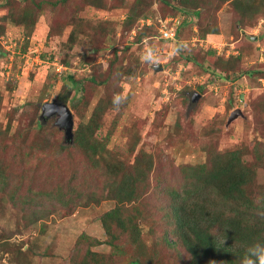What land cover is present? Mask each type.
Here are the masks:
<instances>
[{"label":"rangeland","instance_id":"374dc122","mask_svg":"<svg viewBox=\"0 0 264 264\" xmlns=\"http://www.w3.org/2000/svg\"><path fill=\"white\" fill-rule=\"evenodd\" d=\"M11 1L15 11L19 5V13L26 5ZM69 1L67 8L56 9L45 3L33 28L4 20L8 8L0 7V162L10 164L9 188H17L19 197L12 201L9 191L0 189V264H71L78 241L106 238L100 216L115 205L114 200L77 205L70 213L55 201L22 202L57 184L66 188L75 179L87 182L82 189L90 185L105 194L99 170L90 166L83 149L64 144L56 115L42 119V129L36 126L46 102L66 98L76 133L99 101L113 99V105L105 104L94 137L105 144L109 161L125 167L136 156L153 161L149 181L162 187L181 186L180 167L205 162L208 152L240 148L248 153L256 140L264 142V11L243 18L230 3L216 11L219 38L211 46L220 54L230 43L228 53L235 54L238 45L242 69L250 71L231 82L206 68L213 67L211 60L219 56L206 55L207 43L193 42L199 37L196 25L181 27V49L174 54L175 44L159 40L154 26L141 31L127 22L134 0H99L104 3L99 6L88 0ZM147 1L143 0L146 14L156 22L164 10L160 3ZM71 31L74 37L69 38ZM115 50L121 56L109 66ZM182 54L198 63L186 61ZM128 68L132 73L123 74ZM90 75L95 83L87 78ZM74 81L81 82L74 86ZM81 84L84 91L78 102ZM84 99L87 106L81 103ZM237 108L242 114L228 122ZM157 175L163 180L154 184ZM263 175L264 169H259V181ZM158 193L164 204L167 197L161 195L166 191ZM141 243L145 245L141 256L137 246H129L128 256L110 257L112 264L151 255V264L186 260L181 249L171 252L154 245L146 225ZM93 249L106 255L111 251L104 243Z\"/></svg>","mask_w":264,"mask_h":264},{"label":"trees","instance_id":"16d2710c","mask_svg":"<svg viewBox=\"0 0 264 264\" xmlns=\"http://www.w3.org/2000/svg\"><path fill=\"white\" fill-rule=\"evenodd\" d=\"M18 1L26 4L21 7L20 13L16 0L15 4L18 5L15 6L16 11L11 7V0L0 2V7L8 8L2 18L15 26L29 24L32 28L43 14L45 3L53 9L67 8L68 3H71L69 0ZM88 2L91 6L102 4L99 0H88ZM147 2L160 3L164 10L161 19L168 16L180 19L176 34L177 41H172L173 46L175 44L173 49L177 51L176 53L174 51V54H178V50L181 49L179 44L181 27L186 23L194 24L199 30L197 42L207 43L206 55L219 56L211 60L213 67H210L212 69L206 67L208 70L212 73L216 72L221 79L231 82L239 80L242 74L250 73L242 69L241 47H239L240 51L238 45L234 46L235 54L226 53L230 49L228 43L226 45L228 47L219 54L211 46L212 40L217 41L219 38L216 11L222 4L230 3L243 18L246 15L256 17L264 11V0H149ZM146 10L143 0H134L127 13V22L138 25V30L141 31L152 26L158 31L161 19L152 22ZM242 17H240L241 21ZM147 18L151 21L140 25L139 21ZM157 33L156 37L159 39V31ZM73 35L71 31L69 38ZM208 44H210L209 49ZM91 50L98 52L99 48ZM224 53L228 55L224 56ZM120 56L115 50L109 66L119 61ZM182 56L186 61L198 63L193 56L186 54ZM62 60L65 62L66 59ZM122 73L130 75L132 70L128 68L122 70ZM87 78L92 83L97 81L92 75ZM78 82L74 81V86ZM83 91L84 87L81 84L78 87L80 93L76 99L78 102L83 97ZM59 99L63 103L66 102L65 97L61 96ZM81 103L87 106L88 101L84 99ZM113 103L111 99L105 104L113 105ZM105 104L102 100L99 101L89 121L85 124L79 123L77 132L73 133L72 142H64V144H77L83 149L90 166L99 170L97 176L104 182L105 194L96 193L90 185H87V190L82 189L87 182H76L75 179L68 183L66 188L62 184H57L22 200L29 204L55 201L64 206L67 213L77 205H88L91 202L98 204L103 199L114 200L115 205L100 216L106 238L99 240L86 237L85 240L78 241L74 247L76 253L71 264H112L110 257L128 256L127 247H134L133 245L137 246L138 254L141 256L145 248L141 243L144 225L153 237L154 245L166 246L171 252L181 249L187 256L184 264H242L248 246L258 241L264 243V175L261 181L257 177L258 170L264 169V142L256 140L248 153L246 152L249 154L248 158H245V151L235 148L224 152L211 151L208 152L205 162L181 166L180 173L183 174L184 182L177 188L170 184L166 187L152 185L148 173L153 161L145 158L144 155L136 156L130 167L106 158L105 144L94 137V130L98 127ZM42 119L46 120L40 115L36 124L38 129L44 127ZM9 172L10 164L1 160L0 189L9 191V198L15 201L19 197L17 188L11 190L12 185L9 188ZM154 178V184L163 180L160 175ZM161 191H166L161 195L162 198L167 197L164 204L158 198L160 194L158 192ZM103 243L111 247L107 255L93 249L94 246ZM129 258V264H151L154 256H147L144 259Z\"/></svg>","mask_w":264,"mask_h":264},{"label":"water","instance_id":"95a60500","mask_svg":"<svg viewBox=\"0 0 264 264\" xmlns=\"http://www.w3.org/2000/svg\"><path fill=\"white\" fill-rule=\"evenodd\" d=\"M158 69H161V65H158ZM241 109L237 108L232 111L228 118V122L241 115ZM56 115L57 119L55 124L64 131V137L66 142H72L73 139V125L74 118L70 108L66 103L58 100H53L52 102H46L42 106V117L49 118Z\"/></svg>","mask_w":264,"mask_h":264},{"label":"built area","instance_id":"2783aa9c","mask_svg":"<svg viewBox=\"0 0 264 264\" xmlns=\"http://www.w3.org/2000/svg\"><path fill=\"white\" fill-rule=\"evenodd\" d=\"M141 24L142 23H149L150 19L147 18L145 20H141L140 21ZM160 26H159V39H163L165 42L167 43H172V41H177V27L179 25L180 19L178 17H172V16H168L164 19H161L160 21ZM198 41V39H197ZM197 41H193V42H197ZM212 47L217 48L215 45H212ZM229 50L226 51V53H228Z\"/></svg>","mask_w":264,"mask_h":264},{"label":"clouds","instance_id":"9594fccd","mask_svg":"<svg viewBox=\"0 0 264 264\" xmlns=\"http://www.w3.org/2000/svg\"><path fill=\"white\" fill-rule=\"evenodd\" d=\"M242 264H264V243L258 241L248 246Z\"/></svg>","mask_w":264,"mask_h":264}]
</instances>
